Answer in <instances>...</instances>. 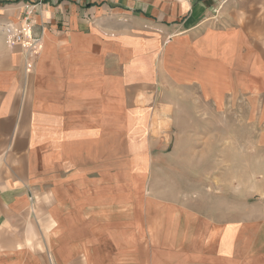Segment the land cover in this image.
<instances>
[{"label": "crops", "instance_id": "crops-1", "mask_svg": "<svg viewBox=\"0 0 264 264\" xmlns=\"http://www.w3.org/2000/svg\"><path fill=\"white\" fill-rule=\"evenodd\" d=\"M19 1L0 0V264H264V155L230 146L217 177L130 137L177 73L241 97L264 154V0H43L35 52L3 32Z\"/></svg>", "mask_w": 264, "mask_h": 264}, {"label": "rangeland", "instance_id": "rangeland-1", "mask_svg": "<svg viewBox=\"0 0 264 264\" xmlns=\"http://www.w3.org/2000/svg\"><path fill=\"white\" fill-rule=\"evenodd\" d=\"M160 86L154 91L157 101L154 99V104L143 106L151 115L145 116L130 137L141 140L145 148L164 146V150L172 151L193 146L188 149L192 153L187 156H214L216 164L208 171L217 177L227 171V159L234 155L228 152L230 146H250L252 167L258 165L264 154L255 151L258 138L248 135L249 127L253 126L244 119L241 97L227 98L223 83L215 84L214 78L199 82L188 78L184 81L179 74L172 73L170 88ZM235 156L241 157L242 154Z\"/></svg>", "mask_w": 264, "mask_h": 264}, {"label": "built area", "instance_id": "built-area-1", "mask_svg": "<svg viewBox=\"0 0 264 264\" xmlns=\"http://www.w3.org/2000/svg\"><path fill=\"white\" fill-rule=\"evenodd\" d=\"M41 1L43 0H20L17 21L7 20L2 26L7 41L20 44L27 52H35L39 45V36L33 30L34 23L30 15L34 6Z\"/></svg>", "mask_w": 264, "mask_h": 264}]
</instances>
